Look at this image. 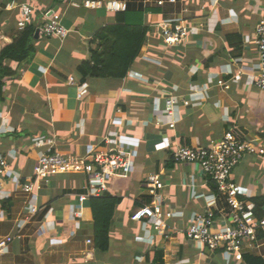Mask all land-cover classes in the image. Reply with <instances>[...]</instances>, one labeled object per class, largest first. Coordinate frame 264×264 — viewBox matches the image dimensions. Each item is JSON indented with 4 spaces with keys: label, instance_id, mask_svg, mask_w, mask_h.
Returning a JSON list of instances; mask_svg holds the SVG:
<instances>
[{
    "label": "crops",
    "instance_id": "obj_1",
    "mask_svg": "<svg viewBox=\"0 0 264 264\" xmlns=\"http://www.w3.org/2000/svg\"><path fill=\"white\" fill-rule=\"evenodd\" d=\"M84 1L0 0V49L17 31L13 2L34 8L36 26L42 12L55 10L68 30L62 40L37 35L27 62L4 61L15 74L3 79L0 154L25 180L39 153L31 138L43 135L54 138L55 149L79 165L76 171L52 175L47 186L36 190L35 214H30L28 195L5 182L9 195L0 198V237L15 238L0 264H251L243 256L227 263L220 250L188 240L191 215L204 212V197L215 193L210 177L197 165L174 161L173 153L183 146L208 147L228 130L254 140L257 151L242 157L231 180L246 202L264 196V91L254 82L252 41L264 20V0H162L160 5L158 0H120L128 7L127 22L149 27L145 48L125 77L80 81L78 65L96 47L95 33L114 23L117 13L86 7ZM165 19L187 26L183 42L163 41L158 24ZM77 84L87 88L80 98ZM170 98L180 102L168 114ZM106 137L115 140L109 147L131 165L113 170L107 180V192L119 202L108 248L101 251L93 243L89 200L79 202L77 195L88 176L86 155ZM152 173H159L163 183L161 224L141 214L151 200L146 177ZM3 199H8L4 206ZM169 212L173 215L166 217ZM258 240L253 248L244 246L243 254L264 260V234Z\"/></svg>",
    "mask_w": 264,
    "mask_h": 264
},
{
    "label": "built area",
    "instance_id": "obj_2",
    "mask_svg": "<svg viewBox=\"0 0 264 264\" xmlns=\"http://www.w3.org/2000/svg\"><path fill=\"white\" fill-rule=\"evenodd\" d=\"M162 3V0L157 1L158 5ZM83 5L89 8L104 7L114 12L124 11L127 8V4L120 0L103 2L85 0ZM9 6L18 8L17 30H22L32 22L34 8L31 5L13 2ZM41 15L43 20L37 25V35L55 36L61 40L67 36L68 30L62 25L61 17L55 10L48 9ZM158 28L167 45L183 42L188 34L187 26L173 19L163 20L158 24ZM252 41L256 47L257 57L254 82L260 90L264 91V20L258 22ZM70 81L73 82V79L70 78ZM77 88L79 98L87 92V88L82 84H77ZM179 102L176 98L167 100L165 112L171 114ZM181 103L188 105L190 101L181 100ZM174 124L173 121L168 122L171 128ZM31 142L39 153L32 174L25 180H22L21 175L11 168L7 156L0 154V198L9 195L4 190V184L8 182L13 188H19L28 195L30 214H35L38 211L36 190L47 186L52 175L76 171L79 165L74 157H66L55 149L54 138L36 135L31 138ZM112 143H115V140L106 137L102 144L86 155L88 163L83 164V169L88 176L84 191L77 195L79 202L107 192V180L111 172L115 169H126L131 165L119 151L109 147ZM256 151L254 140L243 139L232 130H228L222 138L208 147L183 146L173 153L174 161L197 165L199 170L210 177L217 186L218 194L212 193L204 197V212L191 215L186 234L188 240L200 248H206L212 252L220 250L227 263L241 261L243 247H255L259 241L257 229L264 226V219H257L253 214L254 204L239 198L240 191L231 180L232 170L242 157ZM162 187L159 173H152L146 177V188L151 200L142 209L141 214L155 219L157 224H161L164 217L163 199L159 192ZM74 215L79 217V211H75ZM172 215L171 212L165 214L166 217ZM14 238L15 236L11 234L0 237V259L7 252Z\"/></svg>",
    "mask_w": 264,
    "mask_h": 264
},
{
    "label": "trees",
    "instance_id": "obj_3",
    "mask_svg": "<svg viewBox=\"0 0 264 264\" xmlns=\"http://www.w3.org/2000/svg\"><path fill=\"white\" fill-rule=\"evenodd\" d=\"M128 7L116 13L114 23L100 28L94 39L97 45L90 51V57L78 65L80 81L87 77L123 78L127 75L134 60L141 55L146 45L149 27L142 23H130L125 19ZM37 26L28 23L22 30H17L12 41L0 49V100L3 98V79L13 76L14 70L4 61L22 64L29 61L35 52L33 44ZM214 193L218 194L217 186L210 180ZM8 199L1 200V204ZM93 216V243L101 251L108 248L109 234L113 229V211L119 199L108 192L88 198ZM253 214L257 219H264V196L252 198ZM263 227L257 229V238L263 236ZM251 264H264V260L252 254H243Z\"/></svg>",
    "mask_w": 264,
    "mask_h": 264
},
{
    "label": "water",
    "instance_id": "obj_4",
    "mask_svg": "<svg viewBox=\"0 0 264 264\" xmlns=\"http://www.w3.org/2000/svg\"><path fill=\"white\" fill-rule=\"evenodd\" d=\"M35 37H37V30H36V33H35Z\"/></svg>",
    "mask_w": 264,
    "mask_h": 264
}]
</instances>
